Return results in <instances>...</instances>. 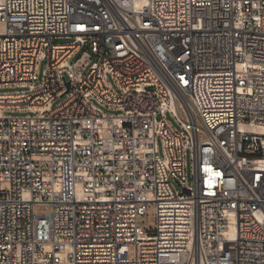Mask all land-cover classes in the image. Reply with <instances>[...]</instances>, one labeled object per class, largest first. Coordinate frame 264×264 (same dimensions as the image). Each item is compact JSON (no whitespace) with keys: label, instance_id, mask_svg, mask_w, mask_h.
Returning <instances> with one entry per match:
<instances>
[{"label":"built area","instance_id":"built-area-1","mask_svg":"<svg viewBox=\"0 0 264 264\" xmlns=\"http://www.w3.org/2000/svg\"><path fill=\"white\" fill-rule=\"evenodd\" d=\"M0 87V264H264V0H0Z\"/></svg>","mask_w":264,"mask_h":264},{"label":"rangeland","instance_id":"rangeland-1","mask_svg":"<svg viewBox=\"0 0 264 264\" xmlns=\"http://www.w3.org/2000/svg\"><path fill=\"white\" fill-rule=\"evenodd\" d=\"M67 41V39L65 38H55L53 39V42L54 43H63ZM82 51H87L88 53H90V47L89 46H83L81 47V49L73 56L72 60L76 59L77 57L80 56L81 52ZM96 58L93 56V58L86 64V67L85 69L81 72V75L84 76L87 72V69L89 68L90 64L95 61ZM43 68H44V64L41 63L39 65V68H38V75L41 76L42 74V71H43ZM12 88H6V87H0V92L1 91H9L11 90ZM65 98V96L63 97H58L55 99V101L53 102V105H55L56 103H58L59 101L63 100ZM104 111L106 112H115V111H110V110H107V109H104ZM14 114H20L18 112H15ZM167 118L168 120L172 123V125L177 129V130H180V126L179 124L175 121L174 117L170 114V113H167ZM185 162H186V175H187V179H188V182L190 183L191 182V169H190V160H189V154L187 153L186 154V158H185ZM174 182V181H173ZM174 185L177 189H180V187L177 185L176 182H174ZM45 211V212H49L50 211V205L49 204H46V203H40V204H35L34 205V211L37 212V211ZM154 221H155V214H154V209H153V206L150 205L149 208H148V211H147V214L146 216H142V217H139L138 219V223L139 225L145 229V227H153L154 225ZM129 254L132 256V246L129 247Z\"/></svg>","mask_w":264,"mask_h":264},{"label":"bare ground","instance_id":"bare-ground-1","mask_svg":"<svg viewBox=\"0 0 264 264\" xmlns=\"http://www.w3.org/2000/svg\"><path fill=\"white\" fill-rule=\"evenodd\" d=\"M255 130L260 131L261 133L264 134V125L260 127H256Z\"/></svg>","mask_w":264,"mask_h":264},{"label":"water","instance_id":"water-1","mask_svg":"<svg viewBox=\"0 0 264 264\" xmlns=\"http://www.w3.org/2000/svg\"><path fill=\"white\" fill-rule=\"evenodd\" d=\"M69 87H70V83L69 81H66V92L69 90Z\"/></svg>","mask_w":264,"mask_h":264}]
</instances>
